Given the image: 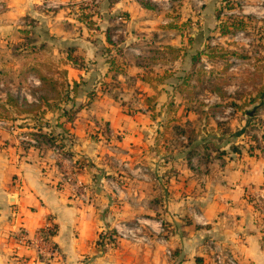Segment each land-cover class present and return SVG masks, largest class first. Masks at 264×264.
Segmentation results:
<instances>
[{
	"label": "crops",
	"instance_id": "0c3cea01",
	"mask_svg": "<svg viewBox=\"0 0 264 264\" xmlns=\"http://www.w3.org/2000/svg\"><path fill=\"white\" fill-rule=\"evenodd\" d=\"M228 17L244 28L222 34ZM112 45L123 73L110 72ZM30 67L78 83L81 107L71 123L45 106L0 119V264H141L140 251L144 264H210L209 240L264 264V0H6L0 77L32 85L27 103L41 94ZM39 130L59 146L28 135ZM48 224L56 256L17 242ZM127 226L141 236L104 252L99 235Z\"/></svg>",
	"mask_w": 264,
	"mask_h": 264
},
{
	"label": "trees",
	"instance_id": "16d2710c",
	"mask_svg": "<svg viewBox=\"0 0 264 264\" xmlns=\"http://www.w3.org/2000/svg\"><path fill=\"white\" fill-rule=\"evenodd\" d=\"M226 9L232 8L230 6V2H227L225 6H223ZM91 12L88 11L87 14H85L84 18L88 25L92 26L93 22L91 20ZM245 26V23L243 20L236 18V17H228L224 21L219 22L220 31L222 34L231 33L237 30L243 29ZM106 41L110 44L111 38L110 36H107ZM113 46V52L111 53L110 50L105 49V53H107L108 56V63L110 66V72L113 73H123V69L121 66L117 65V58L122 55V52L120 49L115 48ZM71 49L68 51V59L72 61L74 64H79L78 59L76 56H72ZM172 52H176V50H172ZM209 55H212V57H224L226 55V52L223 50H217V49H209ZM25 74L32 73L34 74L41 82V88L40 92L41 94L38 95L37 102L32 103H26L25 101L19 102L18 99L8 95L6 98V106L5 104L0 103V119H8V118H14L15 116H21V115H30L31 118H42L43 117V111L41 110L42 106H45L46 109L49 110H56L59 112L58 119L64 118V122L71 123L74 119V115L76 111L81 106H74L73 104V98L75 97L78 89V83L74 82L71 87L66 86L64 81L59 82L58 80L53 79L52 77L48 76L46 73L41 72L39 69L35 67H30L25 70ZM63 72L60 74L63 76ZM65 94H64V92ZM88 99H91L92 93L88 94ZM53 99V101L50 103L48 100ZM70 104L68 108L65 106L60 107L59 105H67ZM15 115V116H13ZM63 122H60L56 124V127L60 128L61 131L65 134L67 133V130L63 126ZM29 136L34 138L37 143H45L49 146H59L56 145V143L59 141L58 135H53L52 132L44 133L41 130L29 133ZM54 235V232H50L47 234L46 238L48 240L51 239V237ZM102 235V234H100ZM197 264H202V260L200 258L196 259Z\"/></svg>",
	"mask_w": 264,
	"mask_h": 264
},
{
	"label": "built area",
	"instance_id": "2783aa9c",
	"mask_svg": "<svg viewBox=\"0 0 264 264\" xmlns=\"http://www.w3.org/2000/svg\"><path fill=\"white\" fill-rule=\"evenodd\" d=\"M97 0H85L87 7L91 10L95 6ZM151 2H158L160 0H147ZM6 9V0H0V14L4 12ZM242 33L239 32L236 34L235 39L241 36ZM25 141H28L27 138H24ZM32 142H34L32 140ZM74 172H68L63 176L62 182L69 183L73 180ZM82 186L79 185L78 188ZM140 224V223H139ZM135 227L127 226L117 231V235L120 237H134ZM50 232H54V227L52 225H46L37 234L28 238L24 230H18L16 234L17 242L20 244L30 245L37 249V251L44 256L54 257L57 255L56 248L54 246H50L49 249H46L45 246L49 244L48 239L46 238L47 234ZM262 246L264 248V238L262 239ZM206 249L209 253L210 264H240L236 256L228 250L221 249L218 245L215 244L214 241L209 240L206 244Z\"/></svg>",
	"mask_w": 264,
	"mask_h": 264
},
{
	"label": "rangeland",
	"instance_id": "374dc122",
	"mask_svg": "<svg viewBox=\"0 0 264 264\" xmlns=\"http://www.w3.org/2000/svg\"><path fill=\"white\" fill-rule=\"evenodd\" d=\"M172 1H177V0H172ZM175 3L176 2H174L173 4L176 5ZM173 4L171 5L170 10L172 9ZM225 4L220 5V7H219L220 10L218 9V13L222 12L221 9H223L222 7L225 6ZM237 8L240 9V5L238 3H237ZM8 76H10V75H8ZM1 82L2 83H0V100L2 99V95L3 94L5 95L6 93H10L13 96H16L17 99L20 101H22V98H24V96H25L24 94H27L28 96L31 95L34 98H35V96H37L35 94L37 91L32 87V85L26 86L23 90H21L20 85L18 83L17 84L13 83L10 86L11 82L7 78L6 79L1 78ZM30 103H32V102H30ZM260 206H262V204H260ZM155 217H156V215H154V214L153 215H151V214H148V215L147 214H140V216H138L137 219H139V220H142L145 218L155 219ZM136 234H137V237L141 236L139 231H134V235H136ZM120 238L123 239V237H120L117 235L115 227H113L111 229L106 230L104 234L99 235V245L102 246L103 251L106 253H116V243L120 240ZM124 239L125 240H131V239H133V237H125ZM140 248H142V246H140ZM144 259H145L144 253L142 251H140V255H139L137 261H140L141 264H144V261H143Z\"/></svg>",
	"mask_w": 264,
	"mask_h": 264
}]
</instances>
